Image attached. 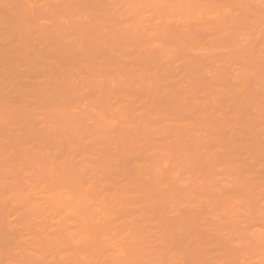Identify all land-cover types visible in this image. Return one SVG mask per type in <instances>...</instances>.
Returning <instances> with one entry per match:
<instances>
[{
	"label": "rangeland",
	"instance_id": "rangeland-1",
	"mask_svg": "<svg viewBox=\"0 0 264 264\" xmlns=\"http://www.w3.org/2000/svg\"><path fill=\"white\" fill-rule=\"evenodd\" d=\"M0 264H264V0H0Z\"/></svg>",
	"mask_w": 264,
	"mask_h": 264
},
{
	"label": "bare ground",
	"instance_id": "bare-ground-1",
	"mask_svg": "<svg viewBox=\"0 0 264 264\" xmlns=\"http://www.w3.org/2000/svg\"><path fill=\"white\" fill-rule=\"evenodd\" d=\"M191 194H192V193H191ZM188 195H189V194H188ZM1 235H2V237H3V234H1ZM2 237H1V239L5 238V237H3V238H2ZM3 240H4V239H3Z\"/></svg>",
	"mask_w": 264,
	"mask_h": 264
}]
</instances>
